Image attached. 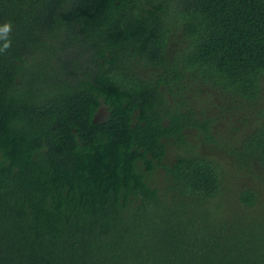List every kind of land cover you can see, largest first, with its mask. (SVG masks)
Returning <instances> with one entry per match:
<instances>
[{
  "label": "trees",
  "instance_id": "obj_1",
  "mask_svg": "<svg viewBox=\"0 0 264 264\" xmlns=\"http://www.w3.org/2000/svg\"><path fill=\"white\" fill-rule=\"evenodd\" d=\"M7 22L0 264H264V0H0ZM188 87L253 111L222 144L253 180L167 159L189 129L220 147Z\"/></svg>",
  "mask_w": 264,
  "mask_h": 264
},
{
  "label": "rangeland",
  "instance_id": "obj_2",
  "mask_svg": "<svg viewBox=\"0 0 264 264\" xmlns=\"http://www.w3.org/2000/svg\"><path fill=\"white\" fill-rule=\"evenodd\" d=\"M190 88H187L189 91L186 94L190 102L192 103L194 101L197 106L208 108L215 115L210 132L213 138L220 143V147H215L212 143H206L204 140L201 142L197 131L195 129H189L186 131V144H181L179 147L174 144L167 146V159L173 158L177 153L185 152L186 145L188 151L189 145L196 144V147H194L196 150L210 152L217 156L221 162L225 163L229 171L227 176L232 183L237 180H244V182L253 180L254 178L252 176L249 177L241 174L240 170L235 166L236 164L233 162L232 156L228 154L222 145L226 139L236 141L240 138L244 129H251L253 121L246 119V116L252 117L253 111L245 104L242 107H238L237 105H240V101L234 102V104L232 103L233 105H228L223 97L208 87L203 88L206 99L197 100L193 96L198 98V92ZM211 148L212 151H210Z\"/></svg>",
  "mask_w": 264,
  "mask_h": 264
},
{
  "label": "clouds",
  "instance_id": "obj_3",
  "mask_svg": "<svg viewBox=\"0 0 264 264\" xmlns=\"http://www.w3.org/2000/svg\"><path fill=\"white\" fill-rule=\"evenodd\" d=\"M12 29V25L10 22L5 23L2 27H0V39H4L5 43L3 47L0 48V52L7 50L10 47V41L7 39L8 34Z\"/></svg>",
  "mask_w": 264,
  "mask_h": 264
}]
</instances>
